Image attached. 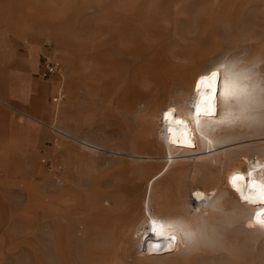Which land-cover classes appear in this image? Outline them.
<instances>
[{"label":"rangeland","instance_id":"rangeland-1","mask_svg":"<svg viewBox=\"0 0 264 264\" xmlns=\"http://www.w3.org/2000/svg\"><path fill=\"white\" fill-rule=\"evenodd\" d=\"M14 46H34L42 65L52 57L63 75L42 68L41 98L31 89L28 100H7L30 117L0 104V264H92L88 247L102 243L82 234L91 213L115 206L132 181L143 192L164 164L153 160L162 156L159 133L145 112L188 101L167 74L180 71L188 82L220 65L248 93L233 102L239 111L216 142L213 171L184 158L185 198L222 186L245 159L264 158V0H0V95L15 86ZM216 225L208 252L144 259L132 250L122 264H264L255 218L223 216Z\"/></svg>","mask_w":264,"mask_h":264},{"label":"bare ground","instance_id":"bare-ground-1","mask_svg":"<svg viewBox=\"0 0 264 264\" xmlns=\"http://www.w3.org/2000/svg\"><path fill=\"white\" fill-rule=\"evenodd\" d=\"M212 70L220 74V92L224 91L225 83L245 88L238 80L226 78L225 70L220 65L213 66L188 82L180 71L166 75L170 80L177 79V82L183 85L188 101H181L179 106L165 104L155 112L147 108L145 112V124L150 125L154 118V131L159 133L157 146L162 156L154 157L153 160L157 159L164 164L149 178L143 192L138 185L133 186L132 181L131 187L123 192L120 202L115 206L105 208L100 205L96 212L91 210L93 213L90 215L88 227L83 231L79 230L90 239L89 242L102 243L98 249H94V244L91 246L86 239L83 240L91 246L87 252L92 264L95 261L98 264L103 261H107V264L126 263L133 256L132 250L144 259H168L181 254L189 256V253L195 250L208 252L211 243H215L214 227L217 226L218 218L226 216L236 221L250 220L264 207V204L257 200L264 198V193L251 183L255 180L257 184H264V158L245 159L241 164L232 167L222 186L213 184L216 142L222 137L226 127L234 123V115L239 110H235L233 102L224 101L221 104L219 99L216 115L201 116L199 124L196 123L195 104L203 93L196 92L195 85L201 76ZM149 104L150 107L153 105L152 102ZM206 106V103L202 105ZM165 111L171 113L168 118H165ZM148 140L152 142L150 135ZM84 142L89 148H97L95 144ZM202 150L205 151L204 155ZM187 155L197 156L196 163L204 161L207 164L206 167L212 170L209 180L213 184L209 191H193L188 199L185 198L183 182L184 168L189 166L183 161ZM196 176L197 174H194L192 179ZM162 185L163 188L159 190L158 186ZM235 188L240 190V194ZM41 208L47 210L49 204L43 201ZM152 220L164 223L165 230L158 236L167 239L166 241L149 238L150 235H156L151 231ZM95 221L98 223L97 232L93 229ZM185 232H190L191 236L186 237ZM96 233L98 238H93ZM59 235L62 241L61 234ZM172 235L176 236L175 240L171 239ZM71 239L72 236L69 237V242ZM68 257L70 262V254Z\"/></svg>","mask_w":264,"mask_h":264},{"label":"snow or ice","instance_id":"snow-or-ice-1","mask_svg":"<svg viewBox=\"0 0 264 264\" xmlns=\"http://www.w3.org/2000/svg\"><path fill=\"white\" fill-rule=\"evenodd\" d=\"M220 74L216 70H212L206 75L201 76L195 85L196 92H202L203 94L199 97V101L195 104V114H196V123L199 124L201 116L216 115V107L219 102L220 89ZM202 85L204 86L202 88ZM248 93L247 90L236 85H229L225 83V88L223 92V97L228 102H244L246 100ZM206 103V107H202ZM171 115L169 111H165V118ZM182 123V121H179ZM171 131V129H169ZM252 175V173H249ZM253 187H258L262 193H264V184H257L255 180L252 182ZM239 190V189H237ZM261 204H264V198L260 200ZM256 222L264 226V207H262L255 216ZM151 231L156 235H161L165 230V225L163 222L152 220L150 221ZM185 236H191L190 232H185ZM172 240L176 239L175 235L171 236ZM159 250V245L156 246Z\"/></svg>","mask_w":264,"mask_h":264},{"label":"crops","instance_id":"crops-1","mask_svg":"<svg viewBox=\"0 0 264 264\" xmlns=\"http://www.w3.org/2000/svg\"><path fill=\"white\" fill-rule=\"evenodd\" d=\"M18 46V45H17ZM13 50L16 51V59H14L12 65H8L10 68H17L16 71L10 72L9 77L13 78V88H11V95H0V104H3L5 106H8L17 112L30 117L26 113L22 112L17 107L10 105L7 103L8 101L17 102L18 101H24L28 100L29 98L33 97L34 95H31L30 92L33 89L34 93L37 95V97H42V82L40 81V78L43 79V65L41 60L39 59V55L37 52V49L32 46L27 52L21 51L19 47L14 46ZM0 66L3 60H6L5 54L0 53ZM8 58V57H7ZM4 60V61H5ZM3 64V63H2ZM2 75L0 74V77ZM37 80V87L34 88V80ZM35 95V98H36Z\"/></svg>","mask_w":264,"mask_h":264},{"label":"built area","instance_id":"built-area-1","mask_svg":"<svg viewBox=\"0 0 264 264\" xmlns=\"http://www.w3.org/2000/svg\"><path fill=\"white\" fill-rule=\"evenodd\" d=\"M43 69H44L45 75L48 77H53V76L62 77V75H63L62 64L59 61L54 60L52 57H44L43 58ZM62 90H63V88H61V90H59V93L54 98L55 103H59L62 101V99L64 97L62 94Z\"/></svg>","mask_w":264,"mask_h":264}]
</instances>
